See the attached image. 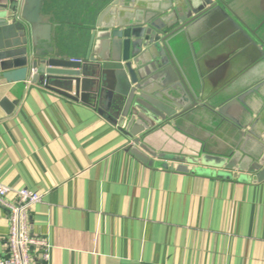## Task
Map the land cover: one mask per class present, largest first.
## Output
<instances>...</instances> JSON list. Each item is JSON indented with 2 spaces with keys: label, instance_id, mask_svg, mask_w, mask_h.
Listing matches in <instances>:
<instances>
[{
  "label": "crops",
  "instance_id": "obj_1",
  "mask_svg": "<svg viewBox=\"0 0 264 264\" xmlns=\"http://www.w3.org/2000/svg\"><path fill=\"white\" fill-rule=\"evenodd\" d=\"M111 1L44 0L62 56L85 57ZM213 16L187 46L188 71L201 76L210 99L264 77L262 60L245 56L233 29ZM5 87L1 97L18 104L9 113L0 108V183L11 189L9 201L21 189L42 195L30 209L29 230L48 245L44 264H264V181L244 182L237 172L227 179L149 168L124 151L120 133L92 108L36 85ZM248 100L250 116H236L245 129L204 111L182 126L188 135L165 127L151 144L176 153L196 150L198 138L226 152L249 131L264 141V89ZM8 224L0 205V259Z\"/></svg>",
  "mask_w": 264,
  "mask_h": 264
},
{
  "label": "water",
  "instance_id": "obj_2",
  "mask_svg": "<svg viewBox=\"0 0 264 264\" xmlns=\"http://www.w3.org/2000/svg\"><path fill=\"white\" fill-rule=\"evenodd\" d=\"M43 2L0 4V108L9 113L18 104L1 97L5 85H36L92 108L120 133L124 151L144 166L227 179L237 172L244 176L241 181H264V141L252 131L226 152L195 137L196 150L170 153L151 144L165 127L188 135L182 126L207 111L246 128L239 118L250 116L247 99L260 95L264 77L244 91L210 99L201 76L188 71L187 46L201 23L220 15L241 40L244 55L262 60L259 72L264 73V0L256 5L249 0H112L91 32L83 59L57 50L58 25L43 13ZM252 139L256 144L249 143ZM33 263L40 264L37 256Z\"/></svg>",
  "mask_w": 264,
  "mask_h": 264
},
{
  "label": "built area",
  "instance_id": "obj_3",
  "mask_svg": "<svg viewBox=\"0 0 264 264\" xmlns=\"http://www.w3.org/2000/svg\"><path fill=\"white\" fill-rule=\"evenodd\" d=\"M10 192L8 187L0 184V205L7 211L9 223L6 255L0 259V264H34V256L44 264L48 260V245L29 233L30 209L41 201L42 195L21 189L14 192V201H9L7 195Z\"/></svg>",
  "mask_w": 264,
  "mask_h": 264
}]
</instances>
